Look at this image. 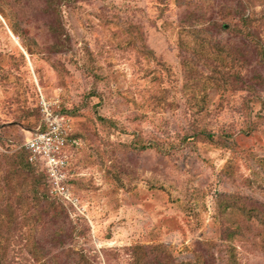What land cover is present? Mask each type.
Instances as JSON below:
<instances>
[{
    "label": "rangeland",
    "instance_id": "obj_1",
    "mask_svg": "<svg viewBox=\"0 0 264 264\" xmlns=\"http://www.w3.org/2000/svg\"><path fill=\"white\" fill-rule=\"evenodd\" d=\"M8 2L0 264H224V244L264 264V224L222 211H264V0ZM45 109L79 138L72 200L33 190L22 161Z\"/></svg>",
    "mask_w": 264,
    "mask_h": 264
},
{
    "label": "built area",
    "instance_id": "obj_2",
    "mask_svg": "<svg viewBox=\"0 0 264 264\" xmlns=\"http://www.w3.org/2000/svg\"><path fill=\"white\" fill-rule=\"evenodd\" d=\"M64 116L45 109L44 125L31 132L25 147L29 150V161H42L50 182V191L61 199L72 200L67 185L70 175L69 151L78 145Z\"/></svg>",
    "mask_w": 264,
    "mask_h": 264
},
{
    "label": "trees",
    "instance_id": "obj_3",
    "mask_svg": "<svg viewBox=\"0 0 264 264\" xmlns=\"http://www.w3.org/2000/svg\"><path fill=\"white\" fill-rule=\"evenodd\" d=\"M5 1V0H3ZM0 17L3 18V20L5 21L7 28H9L11 30V32L14 34H17L19 36L20 35V31L17 27V21L15 20L16 18V13L14 12L11 4L8 2L6 4H0ZM8 20V24L6 22V20ZM130 28H133V25H130ZM192 31H195L192 29ZM127 32H130V30H127ZM195 34H199L197 32H193V35ZM139 39H141V36L139 37ZM23 46H26V44L22 43ZM261 47H263V52L261 55L262 56V60L264 61V46L262 45ZM260 47V48H261ZM32 131H35V129H33ZM31 131V132H32ZM76 137L78 138V136L76 135ZM209 139H213V138H209ZM79 141V138H78ZM25 142L24 141L22 148H21V156L23 157L22 161L24 163V167L27 170V173L29 174V176L32 179V189L33 190H37L35 189L36 187L43 186V193L41 194L42 196L44 195H49L50 196V182L48 179V176L45 172V168L43 166L42 161L38 160L35 162H30L29 161V150L25 147ZM80 144L78 143V145L74 146V147H79ZM73 147V148H74ZM55 197V196H54ZM56 200H58L57 198H55ZM224 202V201H223ZM52 204V202H51ZM47 208V206H45ZM45 207L43 208V210L45 211ZM232 212V213H237L240 212L241 214H243L250 222L251 224H253L254 222H258L260 224H264V211L261 210L259 207L257 206H248L246 204H239L238 199H234L233 201H229L226 202L225 200V204L224 207L222 208L223 213L224 212ZM228 212V213H229ZM241 232V226L239 223L236 224V226L233 228V230L231 231V236H236V235H240ZM229 236V234H228ZM209 249H211L213 247L212 244H208ZM212 250V249H211ZM210 250V251H211ZM225 252L226 255V259L224 264H241L240 260H239V255H238V251H237V245L236 244H224V248L222 249ZM221 259V258H220ZM219 260L218 258L216 259V261ZM163 264H170V263H163ZM174 264H191L190 260H186L184 262L181 263H174ZM196 264H204V262L202 261V257L201 255H199L197 257V262ZM220 264V263H218Z\"/></svg>",
    "mask_w": 264,
    "mask_h": 264
},
{
    "label": "water",
    "instance_id": "obj_4",
    "mask_svg": "<svg viewBox=\"0 0 264 264\" xmlns=\"http://www.w3.org/2000/svg\"><path fill=\"white\" fill-rule=\"evenodd\" d=\"M3 19V18H2ZM9 32L14 36V34L11 32V30L8 28Z\"/></svg>",
    "mask_w": 264,
    "mask_h": 264
}]
</instances>
